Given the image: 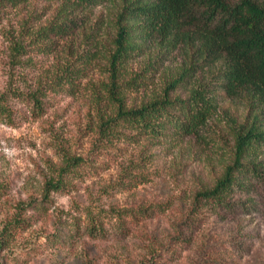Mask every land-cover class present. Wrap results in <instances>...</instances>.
<instances>
[{
    "label": "rangeland",
    "instance_id": "374dc122",
    "mask_svg": "<svg viewBox=\"0 0 264 264\" xmlns=\"http://www.w3.org/2000/svg\"><path fill=\"white\" fill-rule=\"evenodd\" d=\"M56 6L50 0H30L0 9V93L9 87L34 86L38 77L50 78L79 57L76 64L83 62L81 56L91 44L82 27L64 37L52 34L51 52L33 56L41 59L33 72L10 62L9 39L20 30L33 34L51 24ZM101 9H78L71 16L80 17L79 24L87 27ZM25 16L29 20L22 27ZM155 58L151 51L129 62V68L140 73ZM161 58L155 73H144L152 76V84L126 93L130 102L158 93L184 60L180 51ZM86 65L85 87L74 96L51 95L52 107L41 118L29 119V104L23 99L10 100L12 123L0 117V230L12 222L0 248V264H264V147L257 173L241 176L242 186L233 188L227 206L203 201L193 209L194 194L223 172L221 141L232 123L243 119L244 106L221 100L203 143L188 137L172 148L152 146L140 164L137 145H130L122 158L113 151L97 156L91 151L96 139L92 92L98 89L97 79L106 75L105 64L96 58ZM207 78L206 67L187 89ZM64 152L97 161L81 167L85 173L79 171L82 175L69 193L51 194L45 201L42 186ZM87 207L103 221L111 209L120 210L125 221L117 228L106 226L104 234L88 235ZM20 217L27 221L13 222Z\"/></svg>",
    "mask_w": 264,
    "mask_h": 264
},
{
    "label": "trees",
    "instance_id": "16d2710c",
    "mask_svg": "<svg viewBox=\"0 0 264 264\" xmlns=\"http://www.w3.org/2000/svg\"><path fill=\"white\" fill-rule=\"evenodd\" d=\"M29 1L0 0V9L8 5L16 8ZM50 1L57 4V17L33 34L20 30L9 39L10 62L37 70L41 59L33 56L51 52L50 36H68L76 28L82 27V35L91 45L81 56L82 63L76 64L79 57L60 67L50 78L38 77L34 86L26 84L23 89L9 87L2 91L0 117L12 123L10 100L23 99L29 104V119L41 118L52 107L51 95L74 96L85 87L82 81L88 77L86 64L99 58L105 64L106 75L97 79L98 89L92 92L91 128L96 139L91 151L97 156L113 151L122 158L130 145H137L140 164L152 146L172 148L177 140L188 137L205 142L206 128L216 116L221 100H236L244 106L245 115L232 123L226 140L221 141L223 172L211 186L199 189L193 196V209L203 201L227 206V196L234 187L242 186L241 176L257 173L258 157L264 147V0ZM98 7L101 11L87 27L79 24L80 17L71 16L78 9ZM28 20L26 16L22 19V27ZM90 46L98 49L94 51ZM32 51L36 53L31 54ZM151 51L157 58L140 73H132L129 62ZM174 51H180L184 58L177 73L158 93L130 102L126 93L147 89L152 76L144 73H155L152 70L161 67V56ZM206 67L207 82L187 89L195 74ZM87 159L64 152L53 175L42 186L43 199L49 200L51 194L69 193L73 181L85 173L81 167L97 161ZM80 170L83 171L79 175ZM29 208L38 209L37 205ZM114 210L103 221L91 208H85L88 235L104 234L106 226L119 227L125 217L122 211ZM26 221L20 217L13 222ZM72 222L77 224L76 219ZM11 224L0 230V248Z\"/></svg>",
    "mask_w": 264,
    "mask_h": 264
}]
</instances>
